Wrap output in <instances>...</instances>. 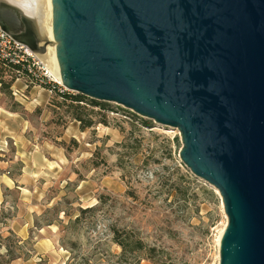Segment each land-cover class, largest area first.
I'll return each mask as SVG.
<instances>
[{
    "label": "water",
    "instance_id": "95a60500",
    "mask_svg": "<svg viewBox=\"0 0 264 264\" xmlns=\"http://www.w3.org/2000/svg\"><path fill=\"white\" fill-rule=\"evenodd\" d=\"M22 0L0 26L47 48ZM61 85L179 131L182 161L222 198L219 264H264V0H51Z\"/></svg>",
    "mask_w": 264,
    "mask_h": 264
},
{
    "label": "rangeland",
    "instance_id": "374dc122",
    "mask_svg": "<svg viewBox=\"0 0 264 264\" xmlns=\"http://www.w3.org/2000/svg\"><path fill=\"white\" fill-rule=\"evenodd\" d=\"M16 81L24 88H12L25 96L13 98L28 104L31 82ZM32 84L43 99L51 93ZM109 103V125L65 134L69 124L48 125L47 111L9 114L0 90V264H219L228 216L219 191L182 161L179 131L154 121L143 127L142 116ZM21 126L42 162L21 161L32 153L20 156L14 138ZM114 228L139 232L161 251L159 263L123 256ZM44 239L51 250L36 247Z\"/></svg>",
    "mask_w": 264,
    "mask_h": 264
},
{
    "label": "trees",
    "instance_id": "16d2710c",
    "mask_svg": "<svg viewBox=\"0 0 264 264\" xmlns=\"http://www.w3.org/2000/svg\"><path fill=\"white\" fill-rule=\"evenodd\" d=\"M16 67L11 61L0 58V80L2 82L0 90L11 102L10 111L22 113L24 109H27L15 100L12 94V85L17 77ZM6 74H9L7 79H5ZM46 87L51 90L48 103L45 107H36L35 113L40 114L46 111L51 113L52 117L48 125L53 124L55 128H64L70 122L77 121L80 130L85 131L95 128L99 124H110L109 113L115 110L109 102L91 99L85 95L66 90L57 84ZM118 111L116 110V112ZM139 122L147 128L151 127L153 123L152 120L144 117H140ZM52 141L56 142L58 140L52 138ZM112 239L121 248L123 256L132 255L139 258V260L148 258L158 263L161 260V251L156 246H150L135 230L114 228Z\"/></svg>",
    "mask_w": 264,
    "mask_h": 264
},
{
    "label": "built area",
    "instance_id": "2783aa9c",
    "mask_svg": "<svg viewBox=\"0 0 264 264\" xmlns=\"http://www.w3.org/2000/svg\"><path fill=\"white\" fill-rule=\"evenodd\" d=\"M0 58L11 61L15 68L16 80L25 79L40 86L63 87L51 72L50 67L26 44L15 40L0 26ZM49 89V87H47ZM64 88V87H63ZM65 89V88H64ZM51 92V90L49 89ZM15 97H24L21 89L12 88Z\"/></svg>",
    "mask_w": 264,
    "mask_h": 264
},
{
    "label": "crops",
    "instance_id": "0c3cea01",
    "mask_svg": "<svg viewBox=\"0 0 264 264\" xmlns=\"http://www.w3.org/2000/svg\"><path fill=\"white\" fill-rule=\"evenodd\" d=\"M17 83H18V81L14 82L13 87L17 86V87H20V88H24V87H22L23 82L20 81L18 84ZM41 90H42L41 87L31 84L29 86V89H28V93H30L31 96L29 98H28V96L26 97L27 99H30L28 104H23L21 99L17 98V100L21 104H23L25 106V108L27 110H29V111L34 110L37 106L45 107L46 104L48 103V99L50 97V94L46 93V96L44 95L45 97L43 99L40 96L41 95ZM9 114L20 116V114L18 112H10ZM24 121L25 120L23 119V121L21 123H23ZM23 124H24L25 130H26L27 126H26L25 123H23ZM71 129L74 130V131L78 130L80 133H82V131L80 130V127H79V123L77 121H72V122L69 123V126L67 127L65 134H67V132L69 130H71ZM20 130L21 131H19L18 134L16 135V137L14 138V139H16V144H18V147L22 149V153L24 154V155L20 154V156L21 157H24L26 155L29 156V154L32 152L30 154L29 158H28V162H26L24 160V158H21V161L24 164L28 165L29 164V159L31 158L30 159V162H31L33 160L34 156H36V158L38 157V159H40L41 162H42V159H46V156L40 150H37L38 147L36 149H34L35 145L27 139V137L25 136V130L22 129V126L20 127ZM19 217L20 218L22 217L21 214H19ZM27 217H28V219H27ZM25 220H26V224H28V222L30 220V216L26 215ZM25 234H27V232ZM36 247H39V249L41 247H46L47 248L46 251H49V250H51L54 247V244L52 242H50L49 240H45L44 239V240H41V241L37 242L36 243Z\"/></svg>",
    "mask_w": 264,
    "mask_h": 264
},
{
    "label": "bare ground",
    "instance_id": "6f19581e",
    "mask_svg": "<svg viewBox=\"0 0 264 264\" xmlns=\"http://www.w3.org/2000/svg\"><path fill=\"white\" fill-rule=\"evenodd\" d=\"M20 3L23 9L28 13L36 15L35 12H38L40 16V25L43 31V40L47 48L45 55L41 56V59L50 67V70L56 77V80L61 83L59 71L54 58L50 16L51 0H22Z\"/></svg>",
    "mask_w": 264,
    "mask_h": 264
}]
</instances>
